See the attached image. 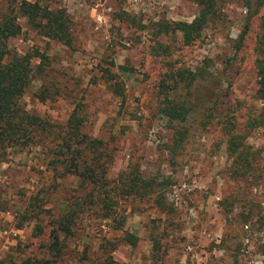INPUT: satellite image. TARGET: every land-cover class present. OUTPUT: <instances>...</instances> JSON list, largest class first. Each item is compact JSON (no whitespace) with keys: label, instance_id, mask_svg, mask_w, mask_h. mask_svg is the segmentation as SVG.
<instances>
[{"label":"rangeland","instance_id":"374dc122","mask_svg":"<svg viewBox=\"0 0 264 264\" xmlns=\"http://www.w3.org/2000/svg\"><path fill=\"white\" fill-rule=\"evenodd\" d=\"M21 1L0 0V16L21 28L10 50L33 54L19 102L43 129L0 161V260L264 264V127L253 121L264 0H225L189 44L159 24L190 22L198 9L190 0H28L66 10L69 46L31 25ZM165 97L187 107L184 120L162 112ZM74 108L80 131L103 141L77 155L94 160L95 184L69 167L65 140L80 146L66 133ZM231 135L247 146L244 173L227 150ZM69 206L73 223L54 254L52 220Z\"/></svg>","mask_w":264,"mask_h":264},{"label":"trees","instance_id":"16d2710c","mask_svg":"<svg viewBox=\"0 0 264 264\" xmlns=\"http://www.w3.org/2000/svg\"><path fill=\"white\" fill-rule=\"evenodd\" d=\"M197 5V14L190 21H173L159 24V31H179L182 35V40L185 44H189L198 37H200L203 28L210 22L218 18L219 8L225 0H190ZM19 10L27 18L28 22L37 27L38 30L46 37L60 41L65 45L71 44V34L69 19L65 9H49L46 6L40 5L36 1L22 0L19 4ZM263 32L258 42V56L255 60V69L258 76V88L255 94L256 100L261 103L257 108V114L253 117L254 124L259 127H264V14L261 17ZM20 25L16 22L15 16L5 14L0 16V161L5 158V154L9 148L24 147L31 142H35L37 137H40V132L43 129L41 118L35 114L28 113L20 105V97L25 88L28 86L31 78V59L33 54L26 52L24 54H17L12 52L8 46V40L20 32ZM40 57V56H39ZM189 81L195 79V74H189ZM181 78L183 76L181 75ZM162 112L169 119L184 120L187 116L188 109L180 103H174L171 98L165 97L163 100ZM81 118L77 115L76 108L71 112L67 123L66 133L77 140L79 144L77 148H71L65 137L66 151L72 153L69 167L73 169L79 176L95 184L98 181L95 168L91 166V162L86 163L85 160L77 161L85 154V151H95L100 149L103 141L88 137L80 131ZM177 133L181 134L180 130ZM227 150L233 161L236 163L234 170L239 173H244L249 166V156L247 146H245L242 139L237 135H231L227 140ZM64 151V150H63ZM75 152V153H74ZM82 163L84 164L82 166ZM82 166V168H80ZM69 169V170H70ZM72 171V170H70ZM140 181V187L146 188L150 185L149 181ZM134 189L136 185H132ZM40 201L41 198L36 199ZM36 201H31L33 208ZM3 203L0 200V209ZM38 206V205H37ZM69 206L67 212L61 217L52 220V228L50 230L51 241L49 248L53 250L54 254L61 251L60 247V232L65 234L69 232L70 226L73 223L74 214L70 213ZM42 208L36 210V218L40 217ZM106 215V214H105ZM108 217L107 214L104 218ZM125 240L128 244L134 245L137 241V236L132 233H127ZM52 258H36L27 257L21 261L1 259L0 264H53ZM104 264H115L109 260Z\"/></svg>","mask_w":264,"mask_h":264},{"label":"built area","instance_id":"2783aa9c","mask_svg":"<svg viewBox=\"0 0 264 264\" xmlns=\"http://www.w3.org/2000/svg\"><path fill=\"white\" fill-rule=\"evenodd\" d=\"M98 2H100V0H98ZM110 9H111V7L110 6H108L107 8H106V10L108 11H110ZM101 17L102 16H100V15H97V17H96V19L98 20V21H101L100 19H101Z\"/></svg>","mask_w":264,"mask_h":264}]
</instances>
